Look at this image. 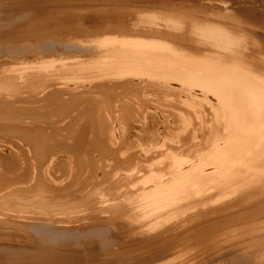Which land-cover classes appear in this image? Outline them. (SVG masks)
I'll list each match as a JSON object with an SVG mask.
<instances>
[{"label": "bare ground", "instance_id": "obj_1", "mask_svg": "<svg viewBox=\"0 0 264 264\" xmlns=\"http://www.w3.org/2000/svg\"><path fill=\"white\" fill-rule=\"evenodd\" d=\"M8 1L0 0V45H8L10 39L35 43L0 51V136L13 132L6 120L23 121L10 113L13 105L40 99L48 106L56 98L63 99L65 103H58L69 111L64 122L62 118L59 124H44L50 130L41 125L40 131L46 138L64 137L76 161L87 157L76 166L91 186L90 193L84 192L89 202L54 207L46 202L50 191L46 199L41 195L44 191L39 193V188H45L39 183L33 193L41 195V202L45 200L39 204L48 217L39 220L45 217L39 205L42 216L38 214L37 219L25 213L22 229L43 232L48 225L68 233L69 227L112 228L118 235L117 250L108 245V258L100 264H264V226L258 223L264 220V13L254 17L241 9L231 16L227 6L238 0ZM32 2L40 4L33 13L29 11L32 19L26 22L25 15L30 13L22 9L18 23L1 24V15L12 5L24 8ZM240 32L245 34L239 36ZM55 41L67 43V51H81V59L65 65L66 58L55 60L57 64L45 60V53L58 51ZM25 57L30 58L27 65L19 62ZM18 62L21 65L16 68ZM170 103L178 106L171 105L178 113ZM168 106L175 113L169 108L174 115L170 111L167 115L179 125L176 134L170 133L176 137L152 125L157 107L164 112ZM199 127L205 137L198 144L192 139ZM88 136L91 140L86 142ZM55 159L49 163H56ZM71 165L69 170L74 168ZM11 198L6 203L8 199L11 205ZM222 200L230 201L218 204ZM2 207L0 216H6ZM85 211L89 213L81 218ZM242 248L245 255L238 253Z\"/></svg>", "mask_w": 264, "mask_h": 264}, {"label": "rangeland", "instance_id": "obj_2", "mask_svg": "<svg viewBox=\"0 0 264 264\" xmlns=\"http://www.w3.org/2000/svg\"><path fill=\"white\" fill-rule=\"evenodd\" d=\"M64 1H70V0H64ZM84 1H93V0H84ZM96 1H98V2H107V3H120V2H124L125 0H96ZM245 0H242V1H240V0H238L237 2H235V4H237V6L235 5V4H229V6H227V11H228V13H230V15L232 16H237V12L238 11H241V9H243L242 10V12H247V13H249L250 15L252 14L253 16L255 15V16H260V15H263V11H264V2H253L252 3V5H251V3H246V1L244 2ZM8 2H10V3H13V2H11L10 0L8 1ZM25 2H26V0H25ZM183 2V1H182ZM229 1L227 0V3H228ZM238 2H239V4H238ZM230 3V2H229ZM35 4V5H34ZM245 6H244V5ZM248 4H250V5H248ZM29 5H31L32 6V9H31V6H29ZM28 5V7L27 6H25L24 8L23 7H20V6H16V5H12V7H10L9 9H7L6 11H7V13L6 14H2L3 15V17H2V15H1V18L3 19V21L1 22V24H4V25H6V23L7 24H9V23H18L17 21V19H18V14H19V11H22V9L23 10H26L25 12H27L28 11V13H30L29 11H32V13H33V10L35 11L36 10V7H34V6H39L40 4H38L37 5V3L35 2V3H31V4H29ZM76 5V4H75ZM231 5V6H230ZM247 5V6H246ZM82 6V8L81 9H84V7H86V5L84 6V5H81ZM243 6V7H242ZM249 6H250V8H249ZM255 6H256V8H255ZM29 7H30V9H29ZM231 7V8H230ZM233 7V8H232ZM237 7V8H236ZM244 7H246V9L244 8ZM26 8H28V9H26ZM216 8V7H215ZM253 8V9H252ZM128 9H130V8H128ZM222 9V8H221ZM233 9V10H232ZM246 11H245V10ZM258 9H259V11H258ZM132 10V9H131ZM224 10V9H223ZM230 10V11H229ZM238 10V11H237ZM250 10V11H249ZM254 12H253V11ZM262 10V11H261ZM128 11H130V10H128ZM127 11V12H128ZM225 12H226V10H224ZM233 11V12H232ZM257 13H260V14H257ZM257 14V15H256ZM32 14L30 13V16L27 14V15H25V20H26V22L28 21V19H32L33 18V16H31ZM8 16H9V18H8ZM14 16V17H13ZM140 16H142L143 18H144V20L145 19H147L148 18V16L146 15V17H144V15H140ZM254 16V17H255ZM143 18H141V19H143ZM14 19V20H13ZM10 20V21H9ZM131 20H133L132 22H134V18H131ZM12 21V22H11ZM239 21V20H238ZM26 22H25V24H26ZM228 23H232V24H234V25H236V21H227ZM241 22V21H240ZM238 25H239V23H237ZM241 24V23H240ZM242 34L244 35L245 33H242V32H240L238 35L239 36H242ZM59 38V37H58ZM71 38H73V37H71ZM58 40H60V39H58ZM34 41H32V42H30V43H26V42H21V41H16L15 39H10V40H8V43L6 42V44H8V45H6V46H4V45H0V51L1 52H6V51H11V50H14V49H16V48H29V47H33L32 45H34V43H33ZM55 43H56V45L58 44V46H59V48H57V50L58 51H55V52H50V53H45V55H46V57H45V55L43 56V54H41V53H37L38 55H36V52L33 50V54H35L36 56H38V57H40V56H43L44 57V59L45 60H47V59H49V61L48 62H54L55 60L57 61H64L65 60V58L68 60V61H66L65 60V63L63 62V64L62 65H65L67 62L68 63H70L71 61H73L74 59H81L80 57H79V53H82L81 51H79V50H76V49H70V50H65V45H67V43H65L64 45L62 44L63 42H61V44H60V41L58 42V41H55ZM30 44V45H29ZM32 44V45H31ZM29 45V46H28ZM61 46V47H60ZM7 47V48H6ZM63 47V49H61ZM4 48H6V49H4ZM2 49V50H1ZM62 50V51H61ZM31 53H32V51H31ZM54 53H56L55 55H54ZM40 54V55H39ZM50 55V56H49ZM54 55V56H53ZM57 55V56H56ZM76 55V56H75ZM48 56V57H47ZM53 57H56V59L55 58H53ZM30 59V58H29ZM29 59H28V57H25V61H19L20 63H25V65H27V63L29 64L30 63V61H29ZM62 59V60H61ZM71 59H73V60H71ZM52 60H54V61H52ZM46 61V62H47ZM55 61V62H56ZM57 61V62H58ZM70 61V62H69ZM17 63V64H15V65H18L17 67L14 65V67H16V68H18L21 64L20 63ZM57 62H56V64H57ZM61 62V63H62ZM61 63H58V64H61ZM67 63V64H68ZM27 101L28 102H30L31 100H25V104L24 105H22V104H17L18 105V107H16V105H13V106H15V107H13L12 106V108L10 109V113L12 114V115H18V117H20V119H22L23 121L22 122H19L18 120H14V119H11V120H6V123H7V125H8V123H10L9 125H8V128H9V130L10 131H13V132H10L9 133V135L8 134H6L5 136H0V148L2 149L1 151H0V170H4V171H0V175H1V173H2V175L0 176V188H2V189H0V195H1V197H0V200L3 198V197H5L6 195H8V196H6V198H8V199H10V197L12 196V198H13V202H12V200H11V203L13 204H11L10 205V200L8 201V199H7V203H6V198L4 199V200H1L0 202L3 204V206L6 208L5 210H2L3 211V213H4V211H5V214H6V216H0V218H2L1 220H0V264H68V263H65V261H73V262H76V263H78V264H91V263H94L95 262V264H100V263H103V262H105L106 260H107V258H108V254H109V251L108 250H105L106 249V247H108V245H112L113 244V246H114V249L112 250V251H114V250H117V246L118 245H116V244H118V242H117V240H118V235H116V233H115V231L111 228V229H105V230H103V229H99L96 225H88V227H83V228H76V229H73V228H71V227H69V234L67 233V231H65V232H63V233H61L60 231H58V229L57 228H55V227H53V226H48V225H45L46 226V228H47V230L45 229L43 232H36V231H34V230H30V231H25L24 229H22V225H23V222H25V217H28V215L27 216H24V215H26L25 213H27V214H30V216L29 217H34V218H37V219H39L41 216H42V212H44V210H46L44 207H42L41 205H42V203H44L45 202V200H44V202H41V201H43V198L44 199H46L48 196H47V192L48 191H50V196L47 198V203H50V201H51V205L50 206H57V205H60L61 206V203L63 204V206H70L71 204L70 203H72V205H73V202L75 201L76 203L78 202V201H81V202H89L90 201V199H89V201H88V199H86V198H88L87 197V195H86V193H87V189H91L90 187V185L89 186H87V184H88V177H87V175L86 174H79L78 173V166H76V165H78L79 163H84V161L86 160L85 158H87L86 156L84 157L83 156V158L81 157L78 161H76L75 160V157L70 153V151H69V149L71 148V145L69 144V142L68 141H66V139L64 138V137H62V136H58V137H49V138H46L45 137V135L40 131V129H43L47 124L50 126L51 125V123H53V122H55V123H61V119H62V121L65 119V117H66V115L69 113V111H68V109H66V108H61V106L59 105V103L58 102H62V103H65V101L63 100V99H61V98H59V99H54V101L51 103V105H48V106H46V104L43 102V100H33L34 101V103L33 102H30L31 104H28L27 103ZM42 102L44 103V104H42ZM60 102V103H61ZM174 103H176V102H174ZM42 106H41V105ZM36 105V106H35ZM40 105V106H39ZM160 104H157V106L158 107H160L159 106ZM170 106L172 105L171 103L169 104ZM24 106V107H23ZM26 106V107H25ZM28 106V107H27ZM30 106V107H29ZM31 106H33V107H31ZM162 106V109L163 108H165V107H163L164 105H161ZM166 106V105H165ZM170 106H168V107H166V109L168 108H170L171 110H172V108H173V110L175 111L176 110V108L174 109V107H176L175 105H172V106H174V107H170ZM58 107V108H57ZM158 107H157V109H156V116H155V122H153V124L152 125H155V124H157V125H155V128L157 129V127L156 126H158V129H161V130H163L162 132H164V134L165 135H169L170 133H177L176 131L178 130V126L179 125H176L177 123L175 122V120H174V123L172 122L173 121V117H170L171 115L170 114H168V115H170V116H168L167 115V113L166 112H169V113H171L172 111L169 109V110H167V111H165V110H163L164 112H160V110H158ZM178 107V106H177ZM25 109H27V110H25ZM52 109V110H51ZM159 109H161V107L159 108ZM161 109V110H162ZM22 110V111H21ZM24 110V111H23ZM43 110H45V111H43ZM61 110V111H60ZM28 113H27V112ZM38 111V112H37ZM173 111V112H174ZM179 111V110H178ZM173 112L171 113V114H173ZM176 113H178L177 111H175ZM174 112V113H175ZM164 113H166V114H164ZM39 114V115H38ZM163 114V115H162ZM27 115H30L29 117H27ZM32 115V116H31ZM165 115L167 116L165 119H164V117H165ZM174 115V114H173ZM48 116V117H47ZM160 116V117H159ZM169 118V119H168ZM48 119V120H47ZM60 120V121H59ZM165 120H166V122H165ZM169 120V121H168ZM28 121L30 122V125H28L29 123H28ZM59 121V122H58ZM164 121V122H163ZM25 122H27L28 124H26ZM40 122V123H39ZM64 122V121H63ZM1 123V122H0ZM171 123V124H170ZM13 124V125H12ZM39 124V125H38ZM44 124H45V126H44ZM12 125V126H11ZM25 125V126H24ZM41 125H43V126H41ZM52 125H54V123L52 124ZM165 125H166V127H165ZM32 126H34V127H32ZM14 127V128H13ZM19 127L21 128V129H19ZM151 127V126H150ZM161 127V128H160ZM169 127H171V128H169ZM30 128V129H29ZM45 128H47V130H50V129H48L49 127H45ZM174 128V129H173ZM171 129V130H170ZM173 130V131H172ZM198 130V131H197ZM203 130V129H202ZM202 130H201V128L199 127V128H197L195 131H196V133H194V135H195V138H197L198 139V141H196L197 139H195L194 138V136L193 137H191V138H194L195 139V141H193L194 139H192V142H196V143H198L199 144V142L200 143H202V141H203V139H204V133H205V131H203V133H201L202 132ZM19 131V133L16 135V133L15 132H18ZM23 131H24V134H22L23 133ZM34 131H36V132H34ZM168 131H170V132H168ZM175 131V132H174ZM179 131V130H178ZM20 132H21V134H20ZM30 132V133H29ZM40 132V133H39ZM165 132H167V133H165ZM12 133V134H11ZM15 133V134H14ZM42 133V134H41ZM47 133V132H46ZM169 133V134H168ZM200 133V134H199ZM20 134V135H19ZM175 134H173V135H171L172 137H174L175 136ZM197 134V135H196ZM31 135L34 137H31ZM37 135V136H36ZM169 135V136H170ZM41 136H44V137H41ZM202 136H204V137H202ZM1 137H2V139H1ZM3 137H4V139H3ZM18 137V138H17ZM144 137H146L145 135H144ZM176 137V136H175ZM202 139H201V138ZM20 138V139H19ZM38 138V139H37ZM39 138H40V140H39ZM43 138H45V139H43ZM57 138V139H56ZM60 138V139H59ZM5 139H7V140H5ZM23 139V140H22ZM27 139V140H26ZM91 140V137L90 136H88L87 138H86V142H88V141H90ZM201 139V140H200ZM21 140V141H20ZM37 141L36 143L34 142V141ZM44 142H43V141ZM52 140V141H51ZM59 140V141H58ZM61 140H62V142H63V145H62V143H61ZM88 140V141H87ZM27 141H29V142H27ZM43 143H42V142ZM47 142V144H46V142ZM51 141V142H50ZM3 142V143H2ZM30 143V144H29ZM32 143V144H31ZM53 143V145H55V146H53V145H51V144ZM55 143V144H54ZM35 144V145H34ZM40 144V145H39ZM32 145V146H31ZM44 146V147H42V146ZM46 145V146H45ZM49 145V146H48ZM36 146V147H35ZM7 147V148H6ZM61 147H62V149L63 150H61ZM41 148V149H40ZM67 149V151L65 150V149ZM5 149V150H4ZM50 149V150H49ZM37 150V151H36ZM56 150V151H55ZM60 150V151H59ZM40 151V152H39ZM44 151H46V152H44ZM3 152H4V154H3ZM21 152V153H20ZM51 152V153H50ZM53 152V153H52ZM63 152V153H62ZM2 153V154H1ZM19 153V154H18ZM22 154V155H21ZM48 154V155H47ZM64 154V155H63ZM68 154V155H67ZM7 155V156H6ZM19 157H18V156ZM32 155V156H31ZM55 155H56V157H55ZM21 156V157H20ZM35 156V157H34ZM40 156V157H39ZM43 156V157H42ZM71 157V159H70V157ZM13 157H15V158H13ZM38 157V158H37ZM61 157V158H60ZM65 157H66V159L67 160H65ZM73 157V158H72ZM34 158H36V159H34ZM48 158V159H47ZM51 158H53V159H51ZM56 158V159H55ZM58 158V159H57ZM6 159V160H5ZM18 159V160H17ZM23 159V160H22ZM42 159V160H41ZM56 160V163H54V162H52V164H50L51 163V161H53V160ZM60 159H62V160H60ZM69 159V160H68ZM13 160V161H12ZM31 160V161H30ZM40 160V161H39ZM44 160V161H43ZM71 160V161H70ZM73 160V161H72ZM74 160L76 161V162H74ZM63 162V164H61L62 162ZM70 161V162H69ZM81 161H83V162H81ZM2 162V163H1ZM39 162V163H38ZM42 162V163H41ZM48 162V163H47ZM50 162V163H49ZM57 162H59L60 164H58ZM72 162V163H71ZM77 162H78V164H77ZM86 162V161H85ZM44 163V164H43ZM68 163H70V164H68ZM74 163V164H73ZM15 164V165H14ZM49 166H48V165ZM72 164V165H71ZM3 165V166H2ZM14 165V166H13ZM19 165V166H18ZM37 165V166H36ZM54 165H56V166H54ZM58 165V166H57ZM64 165V166H63ZM71 165V167H74L73 168V170H69V166ZM74 165V166H73ZM6 166V167H5ZM52 168H51V167ZM54 166V167H53ZM13 167V168H12ZM48 169H47V168ZM49 167H50V169H49ZM58 169H57V168ZM2 168V169H1ZM22 169V170H20V169ZM37 168V169H36ZM46 169V172L44 173L43 172V170H45ZM54 168V169H53ZM10 169V170H9ZM16 170H17V172L18 173H16ZM19 170H20V173H19ZM54 170H57V172H55ZM76 170V171H75ZM33 171L35 172L34 174H33ZM48 171V172H47ZM52 171V172H51ZM71 171H73L72 173H71ZM75 171V172H74ZM3 172H5L4 174H3ZM8 172V173H7ZM26 172H28V173H26ZM70 172V173H69ZM10 173V174H9ZM23 173V174H22ZM37 173L39 174L38 175V177L37 176H35V175H37ZM45 175H44V174ZM48 173V174H47ZM55 173V174H54ZM61 173V174H60ZM32 175V178H31V176H29V175ZM47 174V175H46ZM60 174V175H59ZM78 174H79V176H78ZM7 175V176H6ZM22 175V176H21ZM53 175V176H52ZM56 175V176H55ZM58 175L60 176V177H58ZM74 175V176H73ZM5 176V177H4ZM15 176H16V178H15ZM45 176H49L50 178H52V179H50L49 177L48 178H46ZM7 177V178H6ZM45 177V178H44ZM57 177V178H56ZM63 177V178H62ZM72 177H73V180H72ZM77 177V178H76ZM83 177V178H82ZM85 177H87V178H85ZM4 180H3V179ZM6 178V179H5ZM23 178V179H22ZM38 178V179H37ZM43 178H44V180H43ZM68 178V179H67ZM79 178L81 179V184H80V180H79ZM20 179H21V181H20ZM25 179V180H24ZM31 181H30V180ZM40 179L42 180V182L40 181ZM47 179V180H46ZM53 179H55V181L53 180ZM61 179H62V181L64 180V182H62L61 181ZM71 179V180H70ZM84 179H85V181H87V182H85L84 181ZM1 180H2V182H1ZM9 180V181H8ZM34 180V181H33ZM36 180V181H35ZM69 180V181H68ZM4 181V182H3ZM17 181V182H16ZM44 181V182H43ZM48 181V182H47ZM49 181H52V182H49ZM83 181V182H82ZM6 182H7V184H6ZM33 182V183H32ZM48 184H47V183ZM60 182V185H58V183ZM67 182H68V184H67ZM79 182V183H78ZM3 183H5L6 185H4ZM14 183V184H13ZM30 183H32V184H30ZM37 183V184H36ZM39 183L41 184V183H43L42 185H44L45 184V188H42L43 190H40L41 188H39L38 189V191H39V193L41 192V191H44L45 192V194H43V192L41 193V195L42 196H44L43 198L41 197V195L40 194H35L36 192H37V187L39 186ZM53 185H51V184ZM57 183V184H56ZM61 183H62V186H61ZM3 184V185H2ZM34 184H35V187H34ZM55 184V185H54ZM64 184H66V185H64ZM76 184V185H75ZM13 185V186H12ZM15 185V186H14ZM19 185V186H18ZM22 185V186H21ZM26 185H28V187L26 186ZM47 185V186H46ZM50 185L52 186V187H50ZM63 185H64V187H63ZM81 186V187H79V186ZM2 186V187H1ZM16 186H18V187H20V190L18 189V188H16ZM37 186V187H36ZM78 186V187H77ZM86 187V189H84L85 187ZM6 187V188H5ZM12 189H11V188ZM30 187V188H29ZM60 189H59V188ZM67 187V188H66ZM77 187V188H76ZM4 188V189H3ZM10 188V189H9ZM13 188H15V191L13 192ZM26 188H28L27 190H26ZM33 188V190H31ZM35 188V189H34ZM48 188V189H47ZM79 188V189H78ZM18 189V190H17ZM46 189V190H45ZM56 189V190H55ZM73 189V190H72ZM8 190H10L11 192H13L12 193V195H10V193L8 192ZM48 190V191H47ZM59 190V191H58ZM76 190H77V192H76ZM87 190V191H86ZM17 191H19V192H17ZM21 191H22V193H21ZM31 191V192H30ZM36 191V192H35ZM65 191H66V193H65ZM86 191V193H84ZM90 191V190H89ZM88 191V192H89ZM4 192V193H3ZM8 192V193H7ZM17 192V193H16ZM30 192V193H29ZM33 192H35V193H33ZM83 192V193H82ZM7 193V194H6ZM15 193H16V195L17 196H19V198L20 199H17L18 197L17 196H15ZM31 193H33L34 194V196H35V198L39 195L40 197H38V199L40 198V201L38 200V199H34V197H32L33 196V194H31ZM63 193H65V194H63ZM69 193V194H68ZM74 193V194H73ZM79 193V194H78ZM81 193H82V195H81ZM90 193V192H89ZM88 193V194H89ZM26 194V195H25ZM27 194H28V196H30V195H32V196H30V197H28L27 196ZM55 196H54V195ZM84 194H85V196H84ZM2 195H4V196H2ZM14 195V196H13ZM37 195V196H36ZM75 195V196H74ZM25 196H27V197H25ZM51 196H53V197H51ZM79 196V197H78ZM84 196V197H83ZM17 197V198H16ZM46 197V198H45ZM11 198V199H12ZM42 198V199H41ZM68 198H70V199H68ZM74 198V199H73ZM14 199H16V201H14ZM24 199H25V201H24ZM63 199V200H62ZM68 200V202H67V200ZM72 199V200H71ZM18 200H20L19 202L20 203H18ZM27 200V201H26ZM30 200V202H28ZM33 200H35L36 202H37V204H38V206H37V204H35L36 202L34 201V205H32V204H29V203H31V202H33ZM48 200H49V202H48ZM53 200V201H52ZM56 200L57 201H59V203L58 202H56ZM86 200V201H85ZM4 203H3V202ZM62 201H64V202H66V203H64V202H62ZM223 201V200H222ZM227 201H230V200H225V201H223V202H220V203H218V204H225V203H227ZM15 202V203H14ZM17 202V203H16ZM24 203V204H22L21 205V203ZM28 202V203H27ZM41 202V203H40ZM0 203V204H1ZM25 203L26 204H28V205H25ZM41 205H40V204ZM56 203V204H55ZM2 204H1V207H0V209L2 208L3 209V207H2ZM5 204V205H4ZM15 204V205H14ZM66 204V205H65ZM70 204V205H69ZM88 204V203H87ZM262 204H264V202L262 203ZM7 205H9L10 207H9V211H8V207H7ZM19 206V208L21 209L22 208V210L23 209H25V210H23V212H22V210H20V209H18V211H17V209H16V211H15V208L17 207V206ZM30 205H32V207H29ZM39 205L41 206V208L39 207ZM11 206H12V208L14 209H10L11 208ZM14 206H16V207H14ZM21 206V207H20ZM27 206V207H26ZM35 206H37L36 208H33V207H35ZM43 206H44V204H43ZM63 206H61V207H63ZM28 207L29 208H32V209H34L33 211L34 212H32V209H30L31 211H28ZM18 208V207H17ZM41 209L42 210V212H41V210H40V212H39V210H37V209ZM43 208V209H42ZM27 209V210H26ZM36 209V210H35ZM80 209V208H79ZM84 209V208H83ZM20 210V211H19ZM52 210V209H51ZM69 210H71L72 211V209H69ZM14 211V212H13ZM24 211H27V212H24ZM37 212V214H35L36 212ZM55 210H53V212L52 213H54L55 214V212H54ZM73 211H75V209L73 210ZM76 211H78V208H77V210ZM9 212V213H8ZM13 212V213H12ZM17 212L18 213H20L19 215H21V216H17L16 214H17ZM32 212V213H31ZM58 212H60V211H57L56 212V215H59V213ZM62 212V211H61ZM14 213H16V214H14ZM23 215H22V214ZM45 213H47V211H45L44 213H43V215L45 214ZM89 213V211L87 212V211H85V212H83L81 215H83V216H81L80 214V216H81V218H83L84 217V215H86V214H88ZM9 214H13V216H9ZM31 214H33V215H31ZM39 214V215H38ZM186 214V213H185ZM185 214H183V215H185ZM189 214V213H188ZM188 214H186V215H188ZM15 215V216H14ZM40 216V217H38V216ZM61 215V214H60ZM72 215H74V214H72ZM72 215H70V217H72V218H74V216L76 215H74V216H72ZM185 215V216H186ZM190 215V214H189ZM188 215V216H189ZM8 216V217H7ZM19 217V218H17V217ZM35 216H37V217H35ZM45 217L43 218V217H41L39 220H45L48 216L45 214L44 215ZM47 216V217H46ZM79 216V217H80ZM5 217V218H4ZM7 217V218H6ZM9 217H10V219H9ZM60 216H58V218H59ZM77 217V216H76ZM56 218H57V216H56ZM5 219V220H4ZM8 219V220H7ZM12 219H13V221H12ZM18 219V220H17ZM9 220H10V222H9ZM14 220H16V221H14ZM22 220V221H21ZM5 221V222H4ZM18 221H19V223H18ZM262 221V222H261ZM2 222V223H1ZM16 222V223H15ZM83 221H81V223H82ZM87 221H85V223H86ZM15 223V224H14ZM81 223H78V224H81ZM258 223H259V225H262V226H264V220L262 219V220H259L258 221ZM263 223V224H262ZM14 224V226H12ZM4 225V229H3V226ZM7 225V226H6ZM10 226V227H9ZM9 227V228H8ZM11 227H13V228H11ZM15 227V228H14ZM95 227H97L96 229H95ZM51 229V231L52 232H50V231H48L49 229ZM53 228V229H52ZM85 228V229H84ZM88 228V229H87ZM23 231H22V230ZM57 229V230H56ZM84 229V230H83ZM86 230V231H85ZM22 232H24V233H22ZM26 232V233H25ZM54 232H58L59 234L57 235V233H54ZM66 233V234H65ZM61 234V235H60ZM66 236H65V235ZM68 234V235H67ZM57 235V236H56ZM62 236V237H61ZM77 236V237H76ZM75 238V239H74ZM77 239V240H76ZM74 241V242H73ZM92 246V247H91ZM244 250H247L246 248H244ZM239 252H242V254H244L245 255V252L243 251V248L239 251L238 250V253ZM92 254V255H91ZM242 254H240V255H242ZM103 256V257H102ZM107 256V257H106ZM188 256V255H187ZM243 256V255H242ZM105 258V259H104ZM90 259V260H89ZM81 260V261H80ZM86 262H85V261ZM105 260V261H104ZM85 262V263H84Z\"/></svg>", "mask_w": 264, "mask_h": 264}]
</instances>
